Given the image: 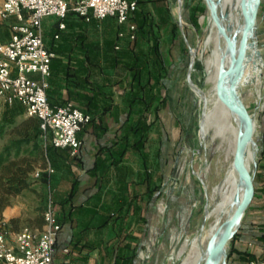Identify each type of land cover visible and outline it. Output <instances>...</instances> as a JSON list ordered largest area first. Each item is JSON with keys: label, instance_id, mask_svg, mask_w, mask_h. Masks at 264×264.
<instances>
[{"label": "crops", "instance_id": "obj_1", "mask_svg": "<svg viewBox=\"0 0 264 264\" xmlns=\"http://www.w3.org/2000/svg\"><path fill=\"white\" fill-rule=\"evenodd\" d=\"M146 1L142 4L152 25L146 26L147 32L139 30L135 42L119 39L122 27L114 17L86 22L70 12L63 29L59 17L43 18L44 42L55 53L47 88L49 102L52 106L72 102L90 113L92 121L78 133L82 146L77 156L51 146L47 159L53 173L48 175L45 168L38 167L41 176L32 174L39 179L37 188L24 190L13 198L12 205L4 210V222L12 242L25 226L42 230L38 193L42 191L46 204L51 196L62 225L55 250L57 264H140L146 208L153 203L155 192L148 141L143 144L141 135L144 119L152 123L151 130L155 119L151 117L154 109L145 111L143 100H139V94L144 96L143 90L139 93L144 81L133 79L132 66L136 69L142 64L139 57L151 50L162 30H170L172 21V13L167 18L169 0ZM14 22L15 18L0 20L4 41L10 39ZM258 37L264 52V0L258 15ZM145 41L150 45L145 47ZM118 43L120 49H116ZM31 75L39 78L37 73ZM151 84L154 87V80ZM26 115L20 103L5 106L0 111V123L18 122ZM6 132L0 127L1 139L10 136ZM8 140L0 143V148ZM261 142L254 177L255 197L249 208L256 213L252 219L264 212V122ZM12 218L17 219L15 226L10 224ZM253 221L248 220L247 224ZM252 232L250 247L240 249L253 256L241 259L237 255L241 261L232 264H247L252 258L264 257V225Z\"/></svg>", "mask_w": 264, "mask_h": 264}, {"label": "rangeland", "instance_id": "obj_2", "mask_svg": "<svg viewBox=\"0 0 264 264\" xmlns=\"http://www.w3.org/2000/svg\"><path fill=\"white\" fill-rule=\"evenodd\" d=\"M169 2L177 31L174 35L170 28L169 31L162 30L161 36H157L165 59V74L160 90L158 88L164 101L158 105L160 109L157 113L155 110L152 112L151 117L155 121L147 142L155 192L153 203L146 208L147 222L140 264H180L182 256H178L179 251L186 238H193L201 232L206 204L208 207V198L206 200L199 176L204 179L210 193L217 181L213 175L217 145H206L205 140L209 139V135H205L204 131L199 135L202 106L198 88H207L205 67L201 61L210 53L209 48L204 50V43L210 30L208 18L211 11L207 0H183L181 26L178 0ZM254 34L255 38L251 41L255 40L261 50L263 66L257 73L253 59H247L240 83V98L256 122L257 144L254 160L250 164L252 172L261 155V129L264 122V52L258 37V20ZM143 45L147 47L150 43L145 41ZM192 55L194 64L191 79L194 86L188 80ZM9 137L0 138V143ZM255 214L253 210L247 211L241 227L230 240L227 264L241 261L236 258L237 254L229 256L232 245L248 249L254 237L253 229L264 225V212L257 213L259 217L252 219ZM248 220L256 222L247 224ZM209 222L210 219H206L204 225ZM247 225L253 226L247 228ZM236 236V240H233ZM222 262L225 264L226 257Z\"/></svg>", "mask_w": 264, "mask_h": 264}, {"label": "built area", "instance_id": "obj_3", "mask_svg": "<svg viewBox=\"0 0 264 264\" xmlns=\"http://www.w3.org/2000/svg\"><path fill=\"white\" fill-rule=\"evenodd\" d=\"M138 9L137 0H2L0 20L15 18L11 37L4 41L0 36V111L5 106L20 103L28 116L40 120L44 146L50 139L55 148L69 151L77 156L82 146L78 133L92 121V115L68 102L52 106L47 95L51 62L55 53L46 47L42 21L46 16L56 15L61 19L60 28H65L64 19L72 12L84 21L114 17L122 27L119 39L135 42L138 27L133 16ZM121 44L116 45L120 49ZM39 74V78L31 74ZM44 171L53 173L49 164ZM35 177L41 171H35ZM42 230L23 227L9 239L8 232H0V261L3 264H57L56 243L62 225L56 214L52 197L43 213ZM67 251V249H65ZM247 264H264V257L252 258Z\"/></svg>", "mask_w": 264, "mask_h": 264}, {"label": "bare ground", "instance_id": "obj_4", "mask_svg": "<svg viewBox=\"0 0 264 264\" xmlns=\"http://www.w3.org/2000/svg\"><path fill=\"white\" fill-rule=\"evenodd\" d=\"M253 2L255 0H221L218 5V0H207L211 14L208 18L210 30L204 43V50L209 48L210 53L201 61L205 67L207 88H198V92L201 99L202 120L205 125L203 131L205 135H209L205 143L217 145L213 173L217 181L211 193L208 192L207 195L209 207L207 219L211 222L204 225L198 235L186 238L178 254L182 256L180 264H207L209 259L207 247L215 236L211 250L216 264L223 263L227 248L226 233L220 234L225 227V221L233 215L243 198L244 179L239 176L234 167L240 120L229 108L226 100V86L230 68L233 65L232 58L233 56L237 58L239 54L240 43L247 25L246 12ZM213 8L217 9L218 23L212 17ZM231 46H233V53ZM246 51L244 65L247 59H253L259 73L263 63L262 58L257 54L256 46L249 44ZM255 153L256 146H250L246 161L251 172L250 164L254 160ZM212 167L213 163H211ZM238 194L240 196L237 199ZM237 224L238 222L232 230H235Z\"/></svg>", "mask_w": 264, "mask_h": 264}, {"label": "trees", "instance_id": "obj_5", "mask_svg": "<svg viewBox=\"0 0 264 264\" xmlns=\"http://www.w3.org/2000/svg\"><path fill=\"white\" fill-rule=\"evenodd\" d=\"M138 9L133 16V20L136 22L138 31L147 32L146 26H151L152 22L148 19V13L142 3L146 0H137ZM187 1V0H186ZM189 5V4H187ZM171 14L170 10L167 12V18ZM171 31L175 35L177 31L176 23L171 21ZM142 64L136 69L132 66L133 79H143V85L139 86V93L143 90L144 96L138 95L139 100H143V106L145 111L154 109L157 113L160 109L159 104L163 103L164 97H161L160 85L163 81L164 73V57L161 54L159 48V39L155 38L151 45V50L145 52L139 57ZM154 80V87L151 81ZM153 89H155L153 91ZM136 99V97H135ZM4 123V124H3ZM1 129L10 135L8 142L0 148V232L7 231V224L4 222V210L12 205L13 198L24 190L36 189V183L39 179L33 177V173L38 167L46 168L48 166V153L51 148L49 140L47 146H44V140L42 138V130L40 128V120L34 116H26L21 122H3ZM141 120L139 121V124ZM152 123H148L145 118L143 121V144L148 141L149 132L151 130ZM142 141V140H141ZM148 154L145 152V159L148 160ZM148 170V169H147ZM146 170V171H147ZM43 179H47L44 176ZM257 192V189H256ZM41 198V202L37 207L39 217L43 219V213L46 208L44 203V197L42 191L38 193ZM151 199V198H150ZM17 219L12 218L10 224L15 226ZM146 217L144 223H146ZM15 228V227H14ZM264 236V232L262 234ZM237 236L233 239L236 240ZM264 238V237H263ZM237 254L241 259H249L253 255L247 253L245 250H241L237 245L231 248L230 257ZM0 264H3L0 261Z\"/></svg>", "mask_w": 264, "mask_h": 264}, {"label": "water", "instance_id": "obj_6", "mask_svg": "<svg viewBox=\"0 0 264 264\" xmlns=\"http://www.w3.org/2000/svg\"><path fill=\"white\" fill-rule=\"evenodd\" d=\"M262 0H255V2L251 3L249 6L248 11L246 12V19H247V25L244 30L242 40L240 43L239 48V54L236 57L233 56L232 61L233 65L230 68L229 77L227 81L226 86V100L229 105V108L237 115V117L240 120V130H239V141L238 146L236 150V154L234 157V167L237 170L240 177L244 179L245 186L243 187V198L242 201L238 204V207L234 211L233 215L225 221V227L223 229V233H226V240H225V246L226 248V262L227 264V258H228V245L230 243V240L232 239L233 235L236 231L239 230V228L242 225V221L245 217V214L249 210L250 206L253 203L254 197H255V183H254V177H255V170L253 172L250 171L247 165V153L250 146L257 144L255 139V131H256V122L247 110L246 106L244 105L243 101L240 98V88H241V80L244 74V63L247 55V48L249 44L255 45L257 48V54L262 58L261 50L258 47L257 42L251 41L250 39L255 38V29L257 27V20H258V11L261 5ZM221 0H218V5L220 4ZM182 4L183 0H178V7H179V23L182 26L183 20H182ZM216 12L217 9L213 8L212 10V17L216 23H218L216 19ZM191 53L193 52V48L190 49ZM231 51L233 53V46H231ZM194 56L191 57V63L188 73V80L194 86V83L191 79V72L193 69L194 64ZM245 123V124H244ZM204 122L203 120H200V126H199V135L203 133L204 130ZM199 179L203 185L204 189V195L207 200L208 190L205 184L204 179L199 176ZM240 194L237 195V199L239 198ZM208 216V207L206 204L205 207V216L203 220L202 227L204 226L206 219ZM237 224L235 230H232L234 225ZM216 237V236H215ZM213 237L207 247V253H208V263L207 264H216L214 259V254L212 253L211 246L215 239Z\"/></svg>", "mask_w": 264, "mask_h": 264}]
</instances>
